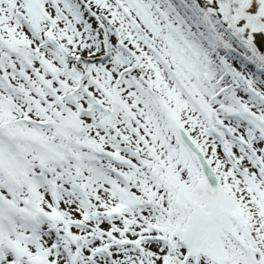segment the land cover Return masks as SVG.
<instances>
[{"label":"snow or ice","instance_id":"6c2138e0","mask_svg":"<svg viewBox=\"0 0 264 264\" xmlns=\"http://www.w3.org/2000/svg\"><path fill=\"white\" fill-rule=\"evenodd\" d=\"M0 264H264V0H0Z\"/></svg>","mask_w":264,"mask_h":264}]
</instances>
